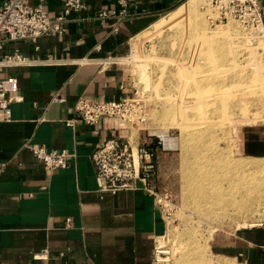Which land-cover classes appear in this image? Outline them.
Returning <instances> with one entry per match:
<instances>
[{
  "label": "crops",
  "instance_id": "1",
  "mask_svg": "<svg viewBox=\"0 0 264 264\" xmlns=\"http://www.w3.org/2000/svg\"><path fill=\"white\" fill-rule=\"evenodd\" d=\"M65 1L43 2L52 21L62 15ZM126 1L84 0L86 9L71 14L64 33L9 42L0 52V62L16 50L27 60L0 69V80L16 77L19 84L12 119L0 123V264H155L164 223L148 181L100 187L93 161L106 142L128 138L125 120L66 125L80 98H133L122 64L132 41L182 0ZM122 10L124 19L98 18ZM56 94L65 102H54ZM241 135L246 154L264 156L263 126L244 128ZM33 144L69 151V168L48 170L34 156ZM212 244L219 255L264 264V224L221 235ZM43 252L47 259L35 258Z\"/></svg>",
  "mask_w": 264,
  "mask_h": 264
},
{
  "label": "rangeland",
  "instance_id": "2",
  "mask_svg": "<svg viewBox=\"0 0 264 264\" xmlns=\"http://www.w3.org/2000/svg\"><path fill=\"white\" fill-rule=\"evenodd\" d=\"M232 6L231 0H182L157 15L123 59L135 101L123 119L128 138L117 141L128 152L114 157L102 147L101 171L121 173L117 185L148 181L164 223L157 249L167 261L158 264H252L217 254L212 243L264 224V156H249L241 146L244 128L264 127V28L245 22ZM137 150L152 156L139 161L135 174L128 166ZM245 163L261 166L232 174L233 181L245 174L236 184H246L233 194L195 192L201 173ZM224 194L244 198L242 211L232 206L222 213L212 205Z\"/></svg>",
  "mask_w": 264,
  "mask_h": 264
},
{
  "label": "built area",
  "instance_id": "3",
  "mask_svg": "<svg viewBox=\"0 0 264 264\" xmlns=\"http://www.w3.org/2000/svg\"><path fill=\"white\" fill-rule=\"evenodd\" d=\"M39 0L37 4L31 5L30 0H5L0 5V52L3 51L9 42L17 41H37L39 38L49 36L53 33H64V25L68 22L72 13L86 9L84 0H66L64 3V10L61 16L56 20H51L48 12L44 9L43 2ZM120 4L126 6V0H118ZM232 8L239 10L240 18L252 26H261L264 17V0H231ZM126 10H122L120 14L113 12L109 14L102 12L98 15L99 19H107L111 17H120L124 19ZM27 62L21 53L16 50L13 54L6 55L4 60L0 62V69L4 65H21ZM19 90L18 79L10 77L0 80V123L10 122L12 119L11 105L16 101L17 97L13 96ZM54 102L63 103L65 99L56 94L53 99ZM135 100L128 99L123 101H111L105 103H94L86 98H80L74 107V118L66 121V125L74 126L77 120H82L86 124L93 125L99 123L101 120L108 118L125 119L126 114L129 112V105ZM129 143V142H128ZM121 145L123 147H121ZM102 147L110 153L111 156H117L118 150L127 153L128 145H123L117 140L106 142ZM98 148L93 154V161L97 170V180L100 187L106 189L116 188H129L132 184V179L126 180L125 183L117 185L116 182L120 181L121 173H118L115 178L108 174H103L101 171L102 160L101 151ZM30 148L34 156L41 161L44 166L51 171L59 169H67L70 166V160L74 157L69 151H49L44 145L33 144ZM122 148L124 150L122 151ZM133 151V150H132ZM122 153V155H124ZM132 162L129 163L131 172L136 174L139 167V161L145 158H151L146 150H137L136 158L134 154ZM120 158V157H118ZM137 159V163H136ZM116 160V159H115ZM116 162V161H115ZM121 162H117L116 168H120ZM122 182V181H121ZM160 251L156 248L154 254V263H164L167 260L162 258ZM160 256V258H158ZM35 258L40 260L47 259L46 252H43Z\"/></svg>",
  "mask_w": 264,
  "mask_h": 264
},
{
  "label": "bare ground",
  "instance_id": "4",
  "mask_svg": "<svg viewBox=\"0 0 264 264\" xmlns=\"http://www.w3.org/2000/svg\"><path fill=\"white\" fill-rule=\"evenodd\" d=\"M205 32H207V31H205ZM161 133H162V136L169 143H171L170 139L168 138L167 133L166 132H161ZM218 151L219 150H217L216 152H214L213 155H214V158H215V160L217 162H219V161L221 162V160L217 156L220 153ZM136 163H137V159H136ZM257 165L258 164H251V163L248 164V163H245V164H242V165L238 166L237 168H234V167L233 168H229V166L228 165L225 166V164H223L222 165V168H221V165H220V167L217 165V169L214 172L213 171H205V172L201 173V178L200 179L199 178L196 179V180H198V179L200 180V183H199L200 185H199V189L198 190H196L197 188L195 189L196 186L194 187L195 192L197 191L198 192V195H201V196H205L208 192L211 193L212 191H213L212 194H217L218 196H221V192H218L219 190L227 191V192L233 194L232 193V190L237 189L239 186H244L245 187L246 184L245 183L242 184V185H238L239 183L236 184L237 182L241 181L242 177L245 176V174L239 175V178H237L236 181L234 180L235 182L231 179L232 174L234 175L235 172L236 173H244L243 171L246 170L247 167H249V166L250 167H255ZM260 166L261 165H258V167H260ZM225 181L228 183V188L227 189H225V186L223 185V183ZM236 185H238L237 188H236ZM214 197L215 198H214L213 202L215 204L213 203L212 205H215L216 207H218L221 210L222 213L224 211L226 212L227 209L229 207H232V206H234V207H238L239 206L241 208L240 211H242V204L245 201L244 198L238 200L235 197H233V199L230 198V200H229V199H226L227 196H225V194L222 195V198L221 197L220 198L219 197L216 198V196H214ZM210 199H211V197H210Z\"/></svg>",
  "mask_w": 264,
  "mask_h": 264
}]
</instances>
